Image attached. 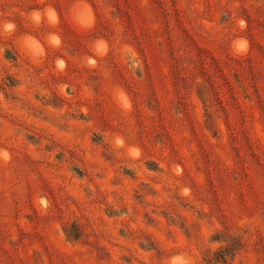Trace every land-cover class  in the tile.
<instances>
[{
  "label": "rangeland",
  "instance_id": "obj_1",
  "mask_svg": "<svg viewBox=\"0 0 264 264\" xmlns=\"http://www.w3.org/2000/svg\"><path fill=\"white\" fill-rule=\"evenodd\" d=\"M173 256L264 264V0H0V264Z\"/></svg>",
  "mask_w": 264,
  "mask_h": 264
},
{
  "label": "clouds",
  "instance_id": "obj_2",
  "mask_svg": "<svg viewBox=\"0 0 264 264\" xmlns=\"http://www.w3.org/2000/svg\"><path fill=\"white\" fill-rule=\"evenodd\" d=\"M168 264H189V260L184 256H173L169 259Z\"/></svg>",
  "mask_w": 264,
  "mask_h": 264
},
{
  "label": "trees",
  "instance_id": "obj_3",
  "mask_svg": "<svg viewBox=\"0 0 264 264\" xmlns=\"http://www.w3.org/2000/svg\"><path fill=\"white\" fill-rule=\"evenodd\" d=\"M223 261L222 262H225L226 261V259H222Z\"/></svg>",
  "mask_w": 264,
  "mask_h": 264
}]
</instances>
